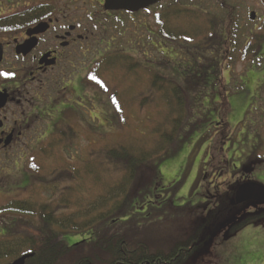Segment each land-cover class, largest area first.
<instances>
[{
  "label": "rangeland",
  "instance_id": "obj_1",
  "mask_svg": "<svg viewBox=\"0 0 264 264\" xmlns=\"http://www.w3.org/2000/svg\"><path fill=\"white\" fill-rule=\"evenodd\" d=\"M257 3L259 0H177L169 4V17L164 10L167 5H157L154 8V30L157 33L155 51L145 59L138 57V61L145 67L148 63L152 64L155 73L184 87L192 99V104H189L187 111L185 109L186 117L173 147L166 149L150 164H146L151 173L149 182H140L147 185L133 197L127 209L129 214L118 218L117 227L111 228L105 234H94L91 230L62 232L63 242L72 248L56 264H72L81 258L91 259L93 264H104L108 258L112 237L116 239L126 232L129 234L126 238L127 251L139 245H146L149 250L170 251L179 244H192V252L182 264H264V220L236 229L237 223L246 214L264 212V203L231 206L229 203L232 196L226 205L219 204L215 198L223 190L224 183L231 180V174L225 171L222 176L217 173L207 176L212 169L211 163L226 162L225 165L230 163L234 168L229 150L233 140L231 137L235 136L234 140H240L239 133L244 131L241 126L247 121L245 113H248L250 104L258 103L261 106L257 93L244 94L240 88L243 87L242 82H251L253 78L258 88L264 86V67L261 68L264 62L258 63L259 70L248 73L246 79L240 80L243 66L237 64L236 69L233 67L235 72L230 73L227 57L222 61L220 55L215 56L213 51L203 49L204 40L211 37L209 34L217 37L220 33L223 38L229 35L227 17L232 7L237 14L246 15L248 8L255 7ZM164 16L170 22V34L165 35V38L162 34L159 35L158 30L163 28ZM143 18L148 21L146 15L139 14L141 21ZM245 23L246 20H238V24L242 26ZM178 34L187 35L186 41L182 40L185 43H173L174 41L169 40L172 35ZM179 44L197 48L183 50ZM223 48H227L226 43ZM144 72L140 69L136 88L129 89V98L133 102L123 108L121 118V121H127V125L118 124L116 129V121L111 116L108 115L107 119L99 117L96 103L92 100L89 109L91 139L101 129L108 134L109 144L118 145L125 141L128 148L146 145V151L153 150V134L156 131L153 126L157 122L155 107L158 105L161 110H165V105L161 103V99L154 97L152 102L151 98L148 99L155 89L153 91L149 83H146L149 79ZM114 75L108 81H117L116 84L123 91L129 85L132 86L131 82L123 83V74L118 70ZM137 94L139 103L136 101ZM136 103L145 105L143 112L141 110L140 113ZM239 103L243 105L239 107ZM161 117L164 119L166 115ZM40 144L31 142L28 146L21 145L12 150L10 165L7 167L9 170L0 171V205L13 199H29L38 208L43 205L47 210L50 207L57 209L59 194L66 191L70 183L65 178L56 182L51 180L52 169L59 168L62 161L58 160V153L42 156L41 160L36 157ZM86 149L88 151L90 147ZM235 166L238 167V162ZM38 167L47 181L51 180L49 184L47 181L43 184L35 177L34 170L38 173ZM238 176L240 179L243 177L241 174ZM93 190L97 191L96 188ZM92 194L91 191L90 199ZM71 197L68 196L69 199ZM41 223L38 217H0V239L9 238L13 233L36 238L35 230L41 227ZM110 226L111 223L108 228ZM4 263L6 260L0 262Z\"/></svg>",
  "mask_w": 264,
  "mask_h": 264
},
{
  "label": "flooded vegetation",
  "instance_id": "obj_2",
  "mask_svg": "<svg viewBox=\"0 0 264 264\" xmlns=\"http://www.w3.org/2000/svg\"><path fill=\"white\" fill-rule=\"evenodd\" d=\"M170 3L161 0L131 11L110 10L104 0H0V171L9 170L13 149L31 142L41 143L38 152L58 153L67 167L87 164L92 151L91 102L96 103L99 117L107 119L109 115L117 120L111 98L113 90H122L117 81H108L113 76L110 71H104L102 77L105 91L93 85L90 78L96 62L100 60L104 70H110L113 67L108 63L118 68L128 60L136 79L142 69L151 85L154 66L141 65L138 57L145 59L155 51L154 8L167 5L164 10L169 17ZM257 4L248 8L246 15L237 14L233 7L234 13L227 15V53L222 57L227 56L230 73L237 64L243 66L240 80L264 62V0ZM139 14L146 15L148 21H141ZM168 17L164 16L165 35L170 34ZM238 20L247 23L242 26ZM242 85L244 94L257 93L262 107L250 104L240 140L231 137L233 169L244 166L250 171L235 191L245 182L264 186V86L258 88L254 78ZM105 134L101 129L94 133L95 138ZM50 138L55 142L47 141ZM238 175H229L230 181L239 180Z\"/></svg>",
  "mask_w": 264,
  "mask_h": 264
},
{
  "label": "trees",
  "instance_id": "obj_3",
  "mask_svg": "<svg viewBox=\"0 0 264 264\" xmlns=\"http://www.w3.org/2000/svg\"><path fill=\"white\" fill-rule=\"evenodd\" d=\"M177 0H171L175 2ZM193 7V6H192ZM187 8V7H186ZM189 9V8H187ZM157 24V28H158ZM159 35H163L165 38L163 28L158 29ZM158 32V31H157ZM195 28V34H197ZM211 35V37L204 40L205 50L213 51V54L220 55L222 61L227 57H222L224 52L227 50L223 48L226 43L225 38L222 34ZM187 35H172L171 40L173 43L183 42ZM193 36H195L193 34ZM195 36V37H196ZM216 37V39L214 38ZM186 41V40H185ZM185 41L183 43H185ZM181 49L186 50L191 48L196 50L197 47H188L187 45L179 44ZM118 59H116L117 62ZM125 60L121 62L118 68L111 63L109 70H104V64L99 60L96 62V68L93 69L91 74V82L95 87L102 90H106L103 85V74L104 71H110V74L115 76L114 73H122L123 83L129 82L132 79V86H128L127 90H113L111 98V107L117 114V120L115 127L118 129V124L127 125L126 120H122L123 108L128 107L127 104L131 103L129 98V89L137 84L136 73L132 65H128L129 61ZM208 65V63H206ZM113 71V73H111ZM128 72V73H125ZM92 77L96 79L93 80ZM99 81L100 83H97ZM136 81V82H135ZM150 89L152 88V94L148 96L157 100H163L161 103L165 105V110H161L160 106L155 107V114H157V122L155 123V133L153 134V150L146 151L145 147H134L128 148L125 146V141L122 144H109L107 142L108 134L106 136L96 138L93 137L92 151L87 159V164L82 163L81 166H69L63 165V159L60 157L58 160L62 161L59 168H53L50 175L51 180L57 181L65 178L70 183L69 188L66 191L59 194L57 202V209L50 207L48 210L45 206L37 207L36 204L27 199L19 200L13 199L6 204L0 205V217L14 215V216H26L40 218L42 221L41 227L35 230L36 235L34 237H22L19 233H13L10 237L0 239V262L6 260L9 264L20 255L32 254L33 257L25 261V264H56L63 256L71 251L72 247H68L62 238V232H81L91 230L96 233H103L110 231L111 228L117 227L118 218L122 216L126 217L129 212L127 211L128 206L132 203L133 197H136L140 189L144 188L149 182L150 169L146 167V164L165 152L166 149L173 147V143L176 140L178 133H180L183 122L186 117L185 109H189V104H192L187 90L184 89L178 83H175L172 79L164 77L158 73H155L151 77ZM103 85V86H101ZM117 86V85H116ZM149 89V90H150ZM124 96L125 99L121 102L117 101V97ZM129 98V99H128ZM133 100V99H132ZM136 101L138 102V96ZM165 101V102H164ZM187 101V102H186ZM139 103V102H138ZM136 103V104H138ZM139 110L143 112L145 105L138 104ZM191 110V109H190ZM191 113V112H190ZM166 117L164 118V116ZM164 119H162V117ZM139 120V119H138ZM160 121V122H159ZM152 123H154L152 121ZM114 127V128H115ZM169 127V129H168ZM112 129V128H111ZM126 137H129V135ZM128 139H131L129 137ZM97 140V144H96ZM49 142L52 144L55 142L54 138H50ZM50 144V145H51ZM109 144V145H108ZM97 145V150H96ZM36 157L41 160L42 156L48 157L51 154H55L53 150H42L36 153ZM56 155V154H55ZM220 163V162H218ZM84 164V165H83ZM226 162L221 164L211 163L212 169L209 170L207 176H211L213 173H217L218 176L229 173L231 175L242 174V176L250 175L244 166L241 169H233L231 164ZM34 170L35 177L40 179L39 182L46 183L45 178L40 172V168ZM146 172V175H145ZM150 174V175H149ZM41 175V177H40ZM55 176L57 178L55 179ZM201 176V173H199ZM144 178V180H143ZM51 180H48V184ZM45 181V182H44ZM242 182L241 179L236 182L226 181L224 183L223 190L217 194L215 200L226 205L227 201L232 198L235 188ZM94 188L97 191L94 192ZM91 191L93 192L92 197ZM68 196H72L70 199ZM132 197V198H131ZM73 198V199H72ZM214 200V199H212ZM252 204V203H247ZM63 211V212H61ZM123 217V218H124ZM264 220V212H257L249 214L240 220L236 229L242 228L249 224H257ZM114 222L115 224H112ZM109 223L111 226L108 228ZM56 228L57 230H55ZM129 237L128 232L123 233L121 236L115 239L112 237L111 245L109 246L108 258L104 261V264H182L186 257L190 255L192 244H179L172 250H149L146 245H139L135 249L127 251L126 249V238ZM81 244V243H79ZM8 261V262H7ZM93 261L88 258L77 259L72 264H93Z\"/></svg>",
  "mask_w": 264,
  "mask_h": 264
},
{
  "label": "water",
  "instance_id": "obj_4",
  "mask_svg": "<svg viewBox=\"0 0 264 264\" xmlns=\"http://www.w3.org/2000/svg\"><path fill=\"white\" fill-rule=\"evenodd\" d=\"M105 5L111 9L137 11L146 8L149 5L158 3L161 0H104ZM250 20H253V13L249 14ZM262 204L264 203V186L254 183H242L235 191L233 199L229 203L231 206H240L243 204ZM32 254L20 255L9 264H25V261L31 259Z\"/></svg>",
  "mask_w": 264,
  "mask_h": 264
},
{
  "label": "snow or ice",
  "instance_id": "obj_5",
  "mask_svg": "<svg viewBox=\"0 0 264 264\" xmlns=\"http://www.w3.org/2000/svg\"><path fill=\"white\" fill-rule=\"evenodd\" d=\"M92 79L95 80L96 78H95V77H92ZM96 82H97V83H100L99 81H96ZM101 86H103V85H101Z\"/></svg>",
  "mask_w": 264,
  "mask_h": 264
}]
</instances>
